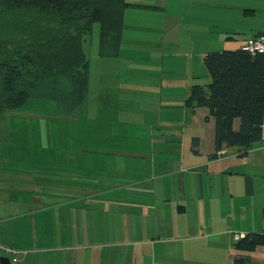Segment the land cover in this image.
I'll return each instance as SVG.
<instances>
[{"label":"crops","instance_id":"obj_1","mask_svg":"<svg viewBox=\"0 0 264 264\" xmlns=\"http://www.w3.org/2000/svg\"><path fill=\"white\" fill-rule=\"evenodd\" d=\"M127 1L140 6L126 9L119 55L105 58L120 66L99 74L118 84L103 103L89 94L90 64L75 110L6 112L24 126L6 122L18 140L0 143V258L264 264V243L234 239L264 234V133L246 156L212 157L216 118L187 102L209 52L264 35V0Z\"/></svg>","mask_w":264,"mask_h":264},{"label":"trees","instance_id":"obj_2","mask_svg":"<svg viewBox=\"0 0 264 264\" xmlns=\"http://www.w3.org/2000/svg\"><path fill=\"white\" fill-rule=\"evenodd\" d=\"M138 6L127 0H0V117L31 100L75 110L88 93L84 44L94 25H100V56L117 57L125 11ZM204 63L211 81L193 85L187 102L210 108L216 118L212 157L224 147L246 156L264 133V52L217 50ZM261 243L264 234L253 233L236 247L253 250Z\"/></svg>","mask_w":264,"mask_h":264},{"label":"rangeland","instance_id":"obj_3","mask_svg":"<svg viewBox=\"0 0 264 264\" xmlns=\"http://www.w3.org/2000/svg\"><path fill=\"white\" fill-rule=\"evenodd\" d=\"M99 32H100V26L98 23H96L94 25V29H93L92 34L86 39V42L84 45H85V52H86L88 59L90 61V64H91L90 70L92 69L91 73H90L91 82H90V87H89L90 88L89 94L90 95L94 94L92 97L97 95L95 97V99L98 102L103 103V96L104 95L110 96L109 92L114 90L115 87L118 89V84L116 85L115 80L112 81L113 79L111 77L104 79V77L102 78V75L100 77L99 74H101L105 71L106 66H107L106 70L109 71V66H120V63H118L116 61H112V63H111L110 61L106 60L104 57H100V55L98 54ZM124 62H126V61L123 60V63L121 66H125ZM126 63H128V62H126ZM133 64L134 63L131 64V62H129L128 66H134ZM202 70H203V67H202ZM204 70H205V76H204V79H201V81H202L203 86H207V84L210 83V81H211V77H210V74H209L206 66H205ZM201 75H204V72ZM33 102H36V100L29 101L28 104L24 108L26 110L28 109L27 111H34V110H36L37 112L39 111L40 114L42 113V111L44 113H47V110L50 114L55 113V111H53V110H54V108L56 109V104H57L56 102H54V101H47V102L43 101V103H41V104L40 103H33ZM45 104H47V105H45ZM6 122L12 124L13 128L14 129L16 128L15 130L17 131L20 129V127L24 126L23 125L24 119L23 118L22 119L17 118L16 120H13V118L10 117V115H6V113L0 117V143H2V142L6 143L8 141H12V142L17 141L18 140L17 136L19 134L12 132V127L10 128L9 126H7ZM111 124L113 125L112 122H111ZM10 134H12L14 136L16 135L13 138V140L11 139Z\"/></svg>","mask_w":264,"mask_h":264},{"label":"built area","instance_id":"obj_4","mask_svg":"<svg viewBox=\"0 0 264 264\" xmlns=\"http://www.w3.org/2000/svg\"><path fill=\"white\" fill-rule=\"evenodd\" d=\"M241 48L248 51L249 53L255 54L258 52H264V35H258L245 40L241 45ZM242 238L241 234H235V240H240ZM10 252L14 256L12 261L18 263L19 259L17 257V251L11 249Z\"/></svg>","mask_w":264,"mask_h":264},{"label":"water","instance_id":"obj_5","mask_svg":"<svg viewBox=\"0 0 264 264\" xmlns=\"http://www.w3.org/2000/svg\"><path fill=\"white\" fill-rule=\"evenodd\" d=\"M0 262H1V264H19V263L13 262L12 259L10 257H7V256L1 257Z\"/></svg>","mask_w":264,"mask_h":264}]
</instances>
